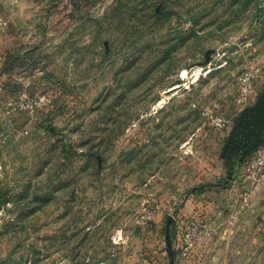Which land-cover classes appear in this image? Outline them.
<instances>
[{
  "label": "rangeland",
  "instance_id": "1",
  "mask_svg": "<svg viewBox=\"0 0 264 264\" xmlns=\"http://www.w3.org/2000/svg\"><path fill=\"white\" fill-rule=\"evenodd\" d=\"M2 21L0 264H187L175 249L206 216L196 246L264 264L225 232L264 221L258 188L233 203L220 171L239 78L264 75V0H0Z\"/></svg>",
  "mask_w": 264,
  "mask_h": 264
},
{
  "label": "crops",
  "instance_id": "2",
  "mask_svg": "<svg viewBox=\"0 0 264 264\" xmlns=\"http://www.w3.org/2000/svg\"><path fill=\"white\" fill-rule=\"evenodd\" d=\"M264 72H262L261 74H263ZM261 76V77H260ZM257 79L256 85L258 88V92H259V96L256 100V102L251 106L252 108L254 106H256L259 98L261 97V95L264 96V75H260ZM254 113V112H253ZM251 112L247 111L243 114H240L237 119L235 120V124L233 126L232 124V135L235 134L240 135L238 138L242 137V134L248 132L249 128H248V122L251 118ZM239 131V132H237ZM243 132V133H242ZM237 138V139H238ZM236 143H233L232 146L228 145H224L222 147V165H221V174L224 176H230L233 175V182L236 188V191L238 193H236L234 196L232 195L230 197V199L232 200L233 197L234 199L231 202H238L240 201L241 203H243L242 199V189L241 186L239 185V176H240V169H241V164H240V152H238L236 150ZM213 164L210 165V167L214 168L212 166ZM209 166V164H208ZM209 167L210 170H212ZM208 178V177H207ZM228 180L226 179V181L224 183H226ZM240 196L242 199H240ZM251 201H253L254 205L258 204L260 205V210L262 208H264V181L263 183L258 187V189H256V191L254 192ZM215 205V204H214ZM214 205H206L207 208L201 207V205H199V212H201L202 214L204 213V211L206 210L208 212V214H211L213 211H215V206ZM227 213L229 217H236V218H241L242 216H244V213L247 211L245 208L239 207L237 209L234 210V206L231 205V207L229 209H227ZM264 215V211H260V216ZM207 217V216H206ZM201 220V222H206V224L208 225V221L206 220ZM264 218V217H263ZM260 219V221H262V219ZM198 222V221H197ZM215 223L213 224V226L209 225L208 228L210 229H215L216 226H214ZM226 233H229L230 235L226 238L229 239L230 241L237 243L239 242V244H243V248H242V252L245 254V258H246V254L249 252L251 253L252 251L256 250V249H260L261 244H264V221L263 222H259L255 223L253 225L249 223H239L238 225L232 226V225H228L226 226L225 229ZM211 234H212V230L210 231V234L206 235V237L210 236L211 239ZM237 234V235H236ZM240 234H242L243 238H241ZM239 236V237H237ZM202 237V236H201ZM204 237H202L203 239ZM237 238V239H236ZM201 239V240H202ZM209 239V238H207ZM200 240V241H201ZM207 243V244H206ZM229 244H231V242H229ZM245 244V245H244ZM218 246V245H216ZM214 246V244H208V242L204 241L201 242L199 245L196 246L195 250L192 251V257L191 259L187 260L186 263L187 264H229L231 262V260H221V258H219L217 256H214L215 252L217 251V247ZM245 246V247H244ZM241 250V249H239ZM195 254V255H194ZM211 254H213L211 256ZM214 256V257H213ZM244 258V259H245ZM250 259V258H249ZM248 259V261H249ZM238 264H247V258L246 260H242V261H238Z\"/></svg>",
  "mask_w": 264,
  "mask_h": 264
},
{
  "label": "built area",
  "instance_id": "3",
  "mask_svg": "<svg viewBox=\"0 0 264 264\" xmlns=\"http://www.w3.org/2000/svg\"><path fill=\"white\" fill-rule=\"evenodd\" d=\"M4 28V22H0V30ZM260 73L253 70H246L239 78V96H238V113H242L248 107H251L259 96L256 85ZM46 97L37 100H31L26 104V108L34 110L37 106H41ZM232 124L230 118L217 117L214 119V125L218 129H225ZM239 176V185L242 189L243 200H248L256 188L264 181V145L257 148L250 156L246 157L241 163ZM210 228L205 222H194L191 226H187L183 232L181 240L178 244V252L185 258H189L196 243L202 234H210Z\"/></svg>",
  "mask_w": 264,
  "mask_h": 264
},
{
  "label": "water",
  "instance_id": "4",
  "mask_svg": "<svg viewBox=\"0 0 264 264\" xmlns=\"http://www.w3.org/2000/svg\"><path fill=\"white\" fill-rule=\"evenodd\" d=\"M247 111H250L252 114L248 122L249 131L242 134V138L248 142L246 143L247 149L242 151V153L240 154V164L257 148L264 145V96L261 95L256 106H254L253 108L248 107L241 114ZM172 224H175V220L173 217H169L167 223V246L171 257H173L174 255L171 239V233L172 230H174Z\"/></svg>",
  "mask_w": 264,
  "mask_h": 264
},
{
  "label": "flooded vegetation",
  "instance_id": "5",
  "mask_svg": "<svg viewBox=\"0 0 264 264\" xmlns=\"http://www.w3.org/2000/svg\"><path fill=\"white\" fill-rule=\"evenodd\" d=\"M247 142H248V141H246V140L243 139L242 137L238 138V141H237V143L235 144V146L237 147L236 150H237L238 152H240V154L242 153V151H244V150L241 151V148H242L243 146L246 147V143H247Z\"/></svg>",
  "mask_w": 264,
  "mask_h": 264
},
{
  "label": "bare ground",
  "instance_id": "6",
  "mask_svg": "<svg viewBox=\"0 0 264 264\" xmlns=\"http://www.w3.org/2000/svg\"><path fill=\"white\" fill-rule=\"evenodd\" d=\"M180 88V86H176L175 88H173L171 91H173V90H177V89H179Z\"/></svg>",
  "mask_w": 264,
  "mask_h": 264
},
{
  "label": "trees",
  "instance_id": "7",
  "mask_svg": "<svg viewBox=\"0 0 264 264\" xmlns=\"http://www.w3.org/2000/svg\"><path fill=\"white\" fill-rule=\"evenodd\" d=\"M178 252V250L177 249H175V254Z\"/></svg>",
  "mask_w": 264,
  "mask_h": 264
}]
</instances>
